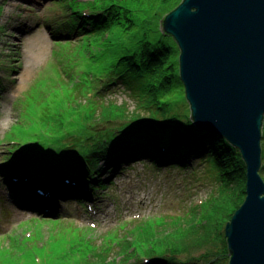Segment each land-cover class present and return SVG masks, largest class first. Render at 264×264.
I'll use <instances>...</instances> for the list:
<instances>
[{"label":"rangeland","instance_id":"1","mask_svg":"<svg viewBox=\"0 0 264 264\" xmlns=\"http://www.w3.org/2000/svg\"><path fill=\"white\" fill-rule=\"evenodd\" d=\"M69 1L86 10L93 0ZM149 1L128 0L138 26L145 16L157 26L166 11L164 3ZM66 4L0 0V162L8 154L7 138L21 127L38 126L41 117L66 120L86 114L92 104L100 110L113 103L133 110L140 102L130 85L110 79L122 48L137 44V24L125 32L124 23L93 39L64 29L74 13ZM179 54L176 83L185 98ZM115 172L88 199L61 196L46 216L18 206L0 183V264H94L92 257L118 261L125 256L133 264L161 245L187 264H226L225 225L235 206L220 190L235 181L221 175L219 165L201 159L185 167L137 161ZM260 173L264 178V166Z\"/></svg>","mask_w":264,"mask_h":264},{"label":"trees","instance_id":"2","mask_svg":"<svg viewBox=\"0 0 264 264\" xmlns=\"http://www.w3.org/2000/svg\"><path fill=\"white\" fill-rule=\"evenodd\" d=\"M181 1L150 0L148 5L164 3L166 11L157 26H152L149 16L138 26L133 17L135 9L128 5V0H93L87 2L90 8L86 10L73 8L67 0L66 6L74 13L70 17L72 25L64 24V29L71 32L75 30L99 39L108 29L127 23L123 27L127 32L137 24L135 28L141 32L137 44L122 48L110 70V79L114 83L121 79L130 85L139 92L140 102L133 110L115 103L100 110L92 104L93 108L86 110V114L78 112L66 120L41 117L38 126L23 130L21 127L15 136L7 138L10 146L4 162H0V183L8 187L18 206L46 216L61 196L88 199L99 186L111 181L112 173L134 162L185 167L201 159L213 161L220 166L221 175L231 176L235 181V184H223L220 190V195L235 206L228 217L231 218L245 198L246 165L240 150L224 136L193 123L187 102L179 93L175 58L180 48L173 35L165 33L161 25L165 15ZM146 12L147 7L142 13ZM145 21H148L146 28ZM164 35L170 36L171 41H165ZM142 109H147L144 110L147 113ZM261 143L264 146V141ZM241 179L243 182L239 185ZM223 240L226 249V237ZM150 252L149 256L133 259L136 260L133 264L188 263L167 246L152 247ZM126 257L118 261L116 257L92 259L94 264L130 263Z\"/></svg>","mask_w":264,"mask_h":264},{"label":"water","instance_id":"3","mask_svg":"<svg viewBox=\"0 0 264 264\" xmlns=\"http://www.w3.org/2000/svg\"><path fill=\"white\" fill-rule=\"evenodd\" d=\"M161 26L180 48L190 119L245 161V198L225 225L226 264H264V0H182Z\"/></svg>","mask_w":264,"mask_h":264}]
</instances>
